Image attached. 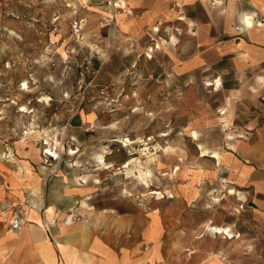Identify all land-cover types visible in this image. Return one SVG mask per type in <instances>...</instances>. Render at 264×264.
Masks as SVG:
<instances>
[{
  "label": "rangeland",
  "instance_id": "374dc122",
  "mask_svg": "<svg viewBox=\"0 0 264 264\" xmlns=\"http://www.w3.org/2000/svg\"><path fill=\"white\" fill-rule=\"evenodd\" d=\"M113 3L0 0V162H29L43 187L8 205L9 230L21 221L12 229L20 232L35 207L52 237L74 215L70 228L100 233L104 221L127 219L135 242L157 210L164 264H264L253 191H238L210 156L244 139L243 130L224 121L222 96L209 82L159 72L154 52L145 54L150 36L132 48L116 34ZM48 149L59 157L49 158ZM177 166L185 178L172 174ZM140 168L152 172L149 187L137 178ZM211 226L226 228L228 237Z\"/></svg>",
  "mask_w": 264,
  "mask_h": 264
},
{
  "label": "crops",
  "instance_id": "0c3cea01",
  "mask_svg": "<svg viewBox=\"0 0 264 264\" xmlns=\"http://www.w3.org/2000/svg\"><path fill=\"white\" fill-rule=\"evenodd\" d=\"M112 1L116 34L131 39L132 48L139 38L150 36L153 41L145 43V54L149 58L154 52L160 73L209 82L222 96L224 121L229 118L242 130L256 128L252 139L221 149L220 160L211 158L219 173L223 169L241 186L238 191L252 189L264 227V0H219L215 5L208 0ZM118 2L126 7L116 6ZM246 16L254 18L252 28L246 26ZM23 163L0 162V264H164L163 245L147 254L154 244L148 245V221L140 224L135 242L127 219L104 221L102 233L62 223L52 237L41 210L33 207L20 232L9 230L8 205L32 199L34 191L43 189L42 181L30 174L29 162ZM14 165L19 169L10 168ZM162 224L163 219L160 235ZM80 230H86V236L73 237Z\"/></svg>",
  "mask_w": 264,
  "mask_h": 264
},
{
  "label": "bare ground",
  "instance_id": "6f19581e",
  "mask_svg": "<svg viewBox=\"0 0 264 264\" xmlns=\"http://www.w3.org/2000/svg\"><path fill=\"white\" fill-rule=\"evenodd\" d=\"M116 6H118L120 8L121 7L125 8L126 7V4L125 3L118 2V3H116ZM245 24H246L247 27L252 28L254 26V18L252 16H246L245 17ZM24 86L27 87V83H24ZM26 109H27L26 107L23 108L24 111ZM223 113L225 114V111L224 110H223ZM191 137L197 139V132L196 131L191 132ZM127 141L128 142H131L130 139H127ZM147 149H148V147L145 148V150H147ZM48 151H49V153H51V155H56V157H59L52 150H49L48 149ZM76 153H77L76 151L70 150V154L74 155ZM202 155L203 156H208L207 150L202 149ZM210 156L216 158L217 160H220V154L218 152H214ZM99 162L102 163V164H104V165H107L106 162H105L104 156H100V161ZM129 166H130V161L125 164V167H129ZM141 167H143V166H141ZM180 170H181V167L180 166H177L175 168V170L173 171L172 174L175 175V176L181 175V177L185 178L187 176L186 170L184 172H182V174L181 173L179 174V171ZM151 175H152V172L150 170L144 171L143 168H140L139 171L137 172V178L140 179L147 187L150 186L149 185V180H150ZM164 175H166V174H164ZM230 192L232 194L235 193L233 190L230 191ZM153 194L159 195V199H162L164 197L162 195V193H160V192H153ZM169 197L170 198L171 197L173 198L172 195H170ZM77 212H79V211H77ZM53 215H54L53 210L52 209L49 210V219L50 220L53 218ZM149 215L152 217V220H151V222H149V227H148V239H149L148 245H151V244H149L150 241H154V243L158 242V239L160 237V232L162 231V227H161L160 224H161V220L163 218L160 215V212L157 211V210L150 212ZM73 217H75V216L72 215L71 217L66 218L65 219V223L66 224L72 223ZM85 227L87 228L88 226H85ZM209 229L211 231H214L216 234L226 235L228 237L229 231L226 228L218 227V226H211V227H209ZM86 233H87L86 230H80V231H77V232L73 233V235H74L73 237H77V238L80 237V238H82V237H85L86 236ZM230 237L232 238L233 236H231V234H230ZM154 246H155L154 248L156 250L157 249V243ZM147 249L150 250L151 248L148 246ZM150 254H151V252H150Z\"/></svg>",
  "mask_w": 264,
  "mask_h": 264
},
{
  "label": "built area",
  "instance_id": "2783aa9c",
  "mask_svg": "<svg viewBox=\"0 0 264 264\" xmlns=\"http://www.w3.org/2000/svg\"><path fill=\"white\" fill-rule=\"evenodd\" d=\"M252 130H243L242 131V137L244 138H249V137H251L252 136ZM244 138V139H245ZM49 155V158H55L53 155H51L50 153H48ZM21 225H22V222L21 221H16V223H14L13 224V227H12V229H20V227H21Z\"/></svg>",
  "mask_w": 264,
  "mask_h": 264
}]
</instances>
